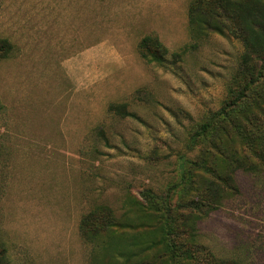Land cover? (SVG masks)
<instances>
[{
    "label": "rangeland",
    "instance_id": "rangeland-1",
    "mask_svg": "<svg viewBox=\"0 0 264 264\" xmlns=\"http://www.w3.org/2000/svg\"><path fill=\"white\" fill-rule=\"evenodd\" d=\"M192 1L0 0V39L13 45L0 60V253L9 264H108L112 253L81 236L82 217L107 206L128 220L118 242L128 252L144 193L176 191L206 144L200 138L190 151L195 131L244 85L241 42L195 41ZM150 35L170 54L198 45L181 60L148 63L139 45ZM236 182L239 194L199 221L198 243L264 264V172L240 171ZM183 237H174L178 245ZM169 255V264H192L180 248Z\"/></svg>",
    "mask_w": 264,
    "mask_h": 264
},
{
    "label": "trees",
    "instance_id": "trees-1",
    "mask_svg": "<svg viewBox=\"0 0 264 264\" xmlns=\"http://www.w3.org/2000/svg\"><path fill=\"white\" fill-rule=\"evenodd\" d=\"M188 23L195 41L219 34L241 42L244 51L237 77L244 85L220 112L213 113L195 131L190 151L197 150L200 138L206 144L190 160L189 168L174 186L176 191L166 196L150 191L144 193L149 198L147 205L137 203L142 213L141 232L127 238L130 242L124 248L128 252L118 247V242L125 240V230L132 227L128 220L122 223L107 206L95 207L82 217L81 236L95 248L112 253L108 264H169V254H175L178 248L192 264H239L201 247L198 224L218 210L224 200L239 194L238 172H264V0H193ZM197 45L195 42L170 54L158 37L150 35L141 41L139 52L148 63H162L169 54L175 61L181 60ZM12 50L7 39H0V60L8 58ZM113 110L128 113L120 104H112L110 111ZM174 195L178 197L172 205ZM161 215L165 220L160 222ZM158 233L161 239L150 238ZM176 235L184 236L180 245L175 241ZM192 246L200 248L205 256L192 252ZM0 264H9L1 253Z\"/></svg>",
    "mask_w": 264,
    "mask_h": 264
}]
</instances>
